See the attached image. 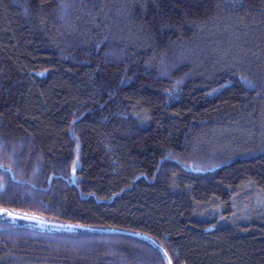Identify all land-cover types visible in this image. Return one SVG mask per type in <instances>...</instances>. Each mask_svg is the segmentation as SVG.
Returning a JSON list of instances; mask_svg holds the SVG:
<instances>
[{"label":"trees","instance_id":"1","mask_svg":"<svg viewBox=\"0 0 264 264\" xmlns=\"http://www.w3.org/2000/svg\"><path fill=\"white\" fill-rule=\"evenodd\" d=\"M0 264H264V0H0Z\"/></svg>","mask_w":264,"mask_h":264},{"label":"rangeland","instance_id":"2","mask_svg":"<svg viewBox=\"0 0 264 264\" xmlns=\"http://www.w3.org/2000/svg\"><path fill=\"white\" fill-rule=\"evenodd\" d=\"M0 220H6L8 222L15 224L17 223V224L37 226L39 228L47 229V230H63L70 228L66 225L56 224L53 222L43 220L38 216L15 213L4 209H0Z\"/></svg>","mask_w":264,"mask_h":264},{"label":"snow or ice","instance_id":"3","mask_svg":"<svg viewBox=\"0 0 264 264\" xmlns=\"http://www.w3.org/2000/svg\"><path fill=\"white\" fill-rule=\"evenodd\" d=\"M169 264H171V261H169Z\"/></svg>","mask_w":264,"mask_h":264}]
</instances>
